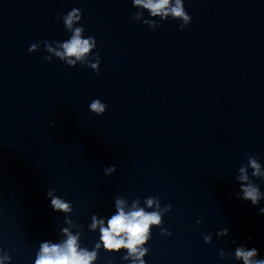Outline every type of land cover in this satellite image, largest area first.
<instances>
[{
	"label": "water",
	"instance_id": "obj_1",
	"mask_svg": "<svg viewBox=\"0 0 264 264\" xmlns=\"http://www.w3.org/2000/svg\"><path fill=\"white\" fill-rule=\"evenodd\" d=\"M183 3L192 19L181 30V20L144 9L136 21L132 0H0L3 264H34L42 242L67 239L64 228L96 250L94 215L107 227L117 197L125 211L138 201L151 212L145 201L155 196L171 205L162 223L172 235L151 226L144 264H243L231 258L240 245L264 258V200L236 195L248 154L264 166V0ZM72 9L82 13L73 28L95 37L88 59L99 53V73L45 60L43 41L70 39L60 15ZM95 99L104 114L91 112ZM50 190L72 211H54ZM126 254L101 246L93 264H133Z\"/></svg>",
	"mask_w": 264,
	"mask_h": 264
},
{
	"label": "clouds",
	"instance_id": "obj_2",
	"mask_svg": "<svg viewBox=\"0 0 264 264\" xmlns=\"http://www.w3.org/2000/svg\"><path fill=\"white\" fill-rule=\"evenodd\" d=\"M132 2L133 6L138 9L133 14V19L136 21H140L144 16V12L140 9L147 10L152 18L159 17L160 20H167L171 17L173 20H181V30L192 19L184 8L183 0H132ZM81 17L82 13L79 9H72L66 15H60L64 25L72 32V35L70 39L63 42L49 43L48 41H43L45 51L49 53L45 60L51 62L53 57H55L69 67H75L77 61H79L94 72L99 73V53L95 54L94 63L88 59V54H93L92 50L97 47L95 37L84 38L82 33L85 29L82 25L73 28L74 22L80 21ZM143 23L153 30L160 26L159 21L156 19H144ZM35 48H37V44H32L28 51L32 52ZM89 108L91 112L101 115L106 112L107 105L99 99H95L90 103ZM249 169H251L250 174ZM115 170V165H112L105 169V173L110 174ZM253 178L264 181V166L261 165L256 156L248 154L246 164L238 169L236 180L240 185V192L236 195L238 199L250 201L255 206L259 205L261 200H264V192H261L259 184ZM48 196L51 197L50 206L54 211H72V205L60 197L53 196L52 190L48 192ZM145 202L149 208L155 205V210L147 212L144 208L138 207V201H134L131 210L125 211V201L117 197L115 199L116 213L107 219V227H105L103 219L97 220L95 215L92 217L90 228L95 230L99 227L100 233L99 242L95 245L96 250L89 251L85 248H80L78 245L79 234L73 235L69 229L64 228L63 233L67 239L62 243L42 242L34 264H93L97 259V250L101 246L109 252H118L121 249H126L127 254L123 257L124 259L132 257L133 264H136V261L144 264L142 257L149 249L141 246L147 244L150 240L151 226H158L162 235H172L170 231L163 227L162 223V216L171 211V205H165L161 208L158 196L149 197ZM260 212L264 214V208H260ZM200 223L202 221L197 220V224ZM227 235V228L216 233L218 238ZM203 239L205 243H211L212 235H205ZM219 255L222 259L230 256L223 249L219 250ZM257 257L258 249L255 247L249 249L243 245L236 247L234 256H231L236 261H242L243 264H264V258ZM7 259H9L8 256L0 258V264H3V261Z\"/></svg>",
	"mask_w": 264,
	"mask_h": 264
}]
</instances>
